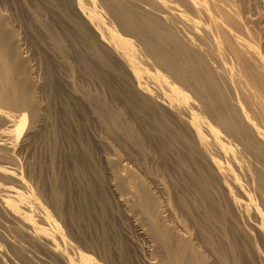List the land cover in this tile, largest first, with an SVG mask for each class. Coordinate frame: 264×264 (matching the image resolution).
Returning <instances> with one entry per match:
<instances>
[{"label":"bare ground","instance_id":"1","mask_svg":"<svg viewBox=\"0 0 264 264\" xmlns=\"http://www.w3.org/2000/svg\"><path fill=\"white\" fill-rule=\"evenodd\" d=\"M27 1L25 10L6 0L39 50L51 44L53 56L46 45L35 59L44 56L56 121L45 120L40 82L3 8L0 264H264V45L237 0ZM58 69L107 91L87 89L88 75L87 86L75 82L118 155L101 137L97 149L90 142L84 127L94 117L83 118L74 94L62 113L73 118L76 102L84 121L67 117L73 135L61 122L62 87L79 78L66 75L61 87ZM43 119L49 161L41 153L22 164L15 140L24 132L19 147L31 149ZM60 135L70 141L62 161Z\"/></svg>","mask_w":264,"mask_h":264},{"label":"rangeland","instance_id":"2","mask_svg":"<svg viewBox=\"0 0 264 264\" xmlns=\"http://www.w3.org/2000/svg\"><path fill=\"white\" fill-rule=\"evenodd\" d=\"M3 1H4L5 3H4ZM7 1L9 2V4H10V2H12V0H7ZM15 1H17V2L19 1L18 4H19V5L21 4L22 6L25 4V5H24L25 10H26V7H25V6L27 5V3H28V5H29V1H27V0H23V1H22V0H13V2H15ZM21 1H22V2H21ZM25 1H26V3H25ZM240 1H241V2H240ZM0 2H1V4H0V5H1V6H0V10H3V8H4V10L1 11V12H3V13L6 12L7 14L12 15L11 17H9V21H8V19H6V21H7V23H8L9 26L14 27L13 29H14L15 32H14V31H13V32L16 33V34H15L16 37L18 38V36L20 35L19 37L22 36L23 38H25V39L22 38L21 41H20L21 38L19 39L20 43L22 44L21 47H23L22 50H24V52H25V51H26V52H30V51H31V52H33V53H34L35 51H37V52L34 53V55H33V53H31V52H30V54L25 52V56H27V55L29 56V57H27V58L29 59V61H27V62H29L28 65H30V67H31V68H30V71H31V69L33 68V70H32L31 73H30L31 75H33L32 77H33V78H38L39 81H37V79H35V81H36L37 83L40 82L41 84H42V83L44 84V83H45V78H44V77H45V73H44L45 70H44V69H45L46 66H45V61H43L44 64H42V60H45V59L43 58L44 56H40L39 54H41V52H42V54H44V53L46 52V50L48 49V51L50 52V54L53 56V50H51L52 48H50L51 46H49V45H51V44L48 43V45H47V43H46L47 40H46V41L43 40V41H45L46 44L43 43L42 46H44V47H41V49L39 50L38 48L40 47L39 45L41 44V42H39V44H37V42L35 41L37 38H36V37H35V38L33 37V36H35L34 34H35L36 32H35L34 30H32V32H31V31H30V28H28L26 25H24V23H23V24L20 23L21 21L24 22L23 20H16L17 18H19L18 15H17V13H15V12H16V8H18L19 5H18L16 2H15V3L12 2L11 4H13V5H14V4H17V5L15 6V7H16V8H15L14 6L12 7V5H11V7H10V5L8 4V2H6V0H2V1L0 0ZM3 3H4V4H3ZM6 3H7V4H6ZM236 3H237V5H238L237 7L240 8V9L238 8V9L240 10L239 12L242 13L241 8H243L244 10H246V11H243V13H244L245 15L248 14V16H249L250 19L247 18V17H248L247 15H246L247 17H246L245 19L250 20V21H251V19H252V21H251L250 24H253V25H254V28H255V30H256V31H255V32H256V36L258 37V38H257L258 43H259L258 46H260V47L262 48V46L264 45V0H239V1L237 0ZM6 5H7V6H6ZM8 5H9V7H10L11 10L13 9V13H15L16 15H15V14L13 15L12 12L10 13V11H11L10 9L8 10L9 13H8V11H6V10L9 8ZM5 6H6V7H5ZM17 6H18V7H17ZM28 7H29V6H28ZM28 7H27V9H28ZM5 8H7V9H5ZM243 9H242V10H243ZM245 12H246V13H245ZM241 13H240V14H241ZM243 13H242V16L244 15ZM7 14H5V15H6L7 18H8V15H7ZM10 15H9V16H10ZM15 16H16V17H15ZM5 18H6V17H5ZM11 18H13V19H11ZM10 19H11V20H10ZM19 19H20V18H19ZM13 20H14V21H13ZM9 22H11L12 24H11V23L9 24ZM16 22H17V24H19V25H17ZM18 22H19V23H18ZM252 22H253V23H252ZM21 24H22V25H21ZM22 26H24V27L26 26V28L24 29V27H22ZM27 28H28V29H27ZM15 29H16V30H15ZM18 29H19V30H18ZM33 29H35V28L33 27ZM23 30H24V31H23ZM28 30L30 31V33H29ZM25 31H26V32H25ZM33 31H34V33H33ZM23 32H25L26 35H28V34L32 35L31 33H33V36H29V35H28V37H27V36L25 35V33H23ZM23 35H24L25 37H24ZM26 37L29 38V39H30L31 37H33V38H31V39H33L32 41H35L34 43H36V44H35L36 46H34V45H33V46L35 47V49L39 46V47L37 48L38 50H35L33 47H31V46H32L31 44H33V43H31V41H30L31 39H30V40H27ZM25 40H26V41H25ZM24 41H25V42H24ZM37 41H38V40H37ZM39 41H40V40H39ZM43 41H42V42H43ZM28 42H29V44L31 43L30 46H28L29 44H26V43H28ZM23 44H26L27 46H25V45H23ZM44 44H45V45H44ZM46 45H47L49 48L46 47ZM45 47H46L47 49L43 52V50L45 49ZM260 47H259V48H260ZM24 48H25V49L27 48V49L25 50ZM42 48H43V49H42ZM261 48H260V49H261ZM31 49H34V51H32ZM263 49H264V46H263ZM29 50H30V51H29ZM38 51L40 52V53L38 54V56L42 59V60H41V59H38V58H37L38 56L36 55V59H38L39 62H38V60L35 59V54L38 53ZM51 51H52V52H51ZM26 54H27V55H26ZM31 54H32V57H33L34 59L30 56ZM23 55H24V53H23ZM30 59H32V60H30ZM33 61H34V63H33ZM30 62H31L32 64H31ZM40 62H41V63H40ZM39 63H40V64H39ZM37 64H38V65H37ZM41 64H42L43 66H42ZM31 65H32V66H31ZM34 66H36V67H38V68H35ZM41 66H42V67H41ZM43 67H44V68H43ZM34 68H35V69H34ZM42 68H43V69H42ZM35 70H36V71H35ZM39 70H40V71H39ZM60 70H61V69H60ZM62 70H63L62 72H63V74L65 75V77L63 76L62 73H60L61 71H59V69H58V73L62 74V75H61V76H62V80L65 81V82H64V81H61V82H62V83L60 84L61 87L63 86L62 84L67 83V81L65 80V79H68V78H66V75H67V77H70L71 75H73L74 78H75V77H76V78H79L78 81H77V79H75V80H76V81H75L74 79H72V76H71V79H70V78H69V79H70L71 81L74 80L73 82H71V81L68 79V82L71 83V84L73 83L72 86L74 85V86H73V88H74L73 90L76 89L75 86L77 87L78 84H79V85H78V88H79V87H82V86H84V87L87 86V83H88L89 80H87V78H86L85 80H83V79H81V77H87L88 74L86 75V73H84V74L81 73V75H82V76H81V75H79L80 73H79V74H78V73H75V72H74L75 70H73V72H74L73 74L71 73L72 70H71V71H69V70L67 71V70H66V72H64L65 69H62ZM37 71H39L38 74H36ZM67 72H69V73H67ZM77 72H78V71H77ZM65 73H67V74H65ZM41 74H44V75H42L43 78H42ZM68 74H69V75H68ZM75 74H76V75H75ZM77 74H78V77H77ZM38 75H39V76H38ZM83 75H85V76H83ZM37 76H38V77H37ZM80 76H81V77H80ZM88 76L90 77V78H88V79H90L91 81H89L88 86H87L86 88L88 89V87H89V90H91V89L93 88L92 91L95 90V91H94L95 93L98 92V93H96V94H98L99 96H102L103 98L107 99V98H108L107 91L102 87L101 83H99L98 81H96V79L92 81V79H94V78H92L90 75H88ZM40 77H41V78H40ZM63 78H64V79H63ZM91 78H92V79H91ZM42 80H43L44 82H42ZM80 80H81L82 82H81ZM83 81H84V82L87 81V82H86V85H83V84H85ZM75 82H78L77 85H76ZM93 82H95V84H94ZM96 82H97V83H96ZM40 83H39V84H36V87H37V86L39 87V88L37 87L38 89L35 88V89H36V94H38V93L41 92V95H42V94H43V95L41 96V95L39 94V95H37V98L39 99V98L42 97L41 100L39 99L40 101H39V100H38V101H39L40 106H42V107L44 108V117H45V120L48 121V120H51V118H52L53 121H50V122H52V123L50 124V126H51V125L53 124V122L56 121V120H55L56 118L53 119V115H50V114H49V113H50V108H49V104H48V101H47V99H48L47 96H49V95L46 94L48 88H47V90H46V89L43 87V84H42L43 89H40V88H41V86H40L41 84H40ZM74 83H75V84H74ZM98 83H99V84H98ZM71 84L68 85L69 88L72 87ZM80 84H81V85H80ZM66 85H67V84H66ZM66 85H64V86L62 87V89H63L64 87H66V88L63 89V92H64V93L62 92L63 96L61 95V96H62V97H61V100H60L61 103H58V104H57V107H58L59 109H61V110H60V111H61L60 113H61V116H62V117H61V122L63 121V123H65V125L62 124V123H61V125H64V126L66 127V126L68 125V123H70V122H71L70 124L76 125L77 121H78V122H82V120H83V119H82V116H83V118L86 117L87 120H88L89 117H90L89 119H91V116H93V117H94V118H92L93 121H92V120H89V123H90V124L87 123V124L89 125V130H90V131H88V129H87L88 127H86V126H88V125H86V126L84 127V129H85L84 131H85V133H86L85 135H86L87 137L89 136V137H88L89 140L92 139V140H90V142H93V139L95 140V142L92 143V144H93V145H94V144L96 145V146L94 145V146L96 147V149L99 148V146H97V144H98L97 141L100 142V141H103V139H104V141H103L104 143H103V144L106 145V143H107V145H108V148H107V146L104 147V148H105V149H108V152H109V153H111V152H112V153H113V152L116 153V152L118 151V148H117L118 146H117L116 144H114L115 142L111 141L112 139L109 137L110 135L107 133V131H106V129H105V126H104L103 122H102L100 119H98V117L95 119V114L90 110L89 107L85 106V104L87 105V103H86L85 101H83V102L81 101L82 97H76V96H75V94H76L77 96L79 95V93H80V89L78 90L79 92H78L77 89H76V90L73 91V93H72V91H71L72 88H71V90H70ZM39 90H40V92H38ZM66 90H67V91H66ZM69 90H70V92H69ZM43 91H44V92H43ZM37 92H38V93H37ZM42 92H43V93H42ZM45 92H46V93H45ZM44 93H45L46 97H45ZM69 94H70V97H72V96H73L72 94H74V96H75L77 99H76L75 97H73V98L76 99V100H78L77 103L80 101L81 103L79 102L78 104H79V105H80V104H83V105H82L83 107L85 106L84 109H83V107H81V108L83 109V110H81V111H82L81 113H83V115H82V114L80 113V111H79V110H80V109H79L80 106L77 104V105L79 106V108H77L78 106L76 105V102H75L76 100L73 101V103H74V102H75V103L72 104L71 107L73 108L74 106H76V107H75L76 110L72 109V111L74 110L73 113H72V114L74 115L73 118H72V117H71V118L69 117V116H71V115L67 116V117H68V121H70V122L67 121V117L64 115V114H65V113H64V110H63L64 107H60V106H64L63 102L66 101V100H68V99L70 98V97H69ZM80 94H81V93H80ZM71 95H72V96H71ZM38 96H41V97H38ZM43 96H44L45 99L47 98L46 101H45V99H43ZM79 96H80V95H79ZM63 98H64V99H63ZM78 98H81V99L79 100ZM42 99H43V100H42ZM44 101H45V102H44ZM46 102H47V103H46ZM84 102H85V103H84ZM115 103H116V101H115ZM117 103H118V102H117ZM117 103H116L115 105H118V104H119V103H118V104H117ZM44 106H45V107H44ZM118 107H119V106H118ZM87 108L89 109V111L86 110ZM84 110H85V111H84ZM48 111H49V113H48ZM62 111H63L64 114L62 113ZM76 111H77L78 113H77ZM87 111H88V112H87ZM90 112H91V113H90ZM74 113H75V114H79V115H78V118L82 115L81 118L78 119L77 116H76ZM80 114H81V115H80ZM91 114H92V115H91ZM93 114H94V115H93ZM46 115H47V116L50 115L49 117H51V116H52V117H51V118L48 117V118H49V119H48V118L46 117ZM84 115H85V117H84ZM75 116H76V117H75ZM46 118H47V119H46ZM62 118H63V119H62ZM65 118H66V119H65ZM69 118H70L72 121L69 120ZM80 119H81V120H80ZM94 119H95L96 121H95ZM43 120H44V119H43ZM45 120L42 121V122H45ZM65 120H66V121H65ZM83 121H84V120H83ZM67 122H68V123H67ZM87 122H88V121H87ZM27 123H28V122H27ZM27 123H26V124H27ZM48 123H49V121H48ZM48 123H47V125H48ZM74 123H75V124H74ZM92 123H93V124H92ZM66 124H67V125H66ZM70 124H69V126L71 127L70 129H72V127H74V126H72V125H70ZM78 124H79V123H78ZM85 124H86V123H85ZM98 124H99V126H98ZM47 125H46V122L44 123V125H43V123H42V127H43V128L41 127V130H42V131L40 130V131L38 132L40 135L37 133V134H36V137H35V139H34V142H35L36 144H35L33 141H32V143H31V142L29 143V144L31 145V146L29 145V147H31V149L28 147V145H27V147H28L29 149H27L26 147H25L26 149H25V148H20V147H19V146H21V143H20V142L18 143V141H19V139H21V138L23 139V137H24V132H23V135L20 136L21 138L18 137V140H17V139L15 140L14 149H15V151L17 150L16 153H17V155H18V157H19L20 162L22 161V162H21L22 164L27 163V161H28V162H31L32 164H34V163H33L34 160H37V159L39 160L40 158L43 157L44 154H45V155L47 154L46 152H49V151H50L51 148L48 149V150H47V148L52 147L53 145H52V143L50 142L51 140H50V138H49L50 135H49V132H48L50 126L48 125V127H49V128H48ZM94 125H95V126H94ZM102 125H103L104 128L102 127ZM27 126H28V124H27ZM45 126H46L47 128H46ZM100 126H101V127H100ZM45 128H46V129H45ZM66 128H68V130H69L68 132H70L69 127L67 126ZM90 128H91V129H90ZM47 129H48V130H47ZM61 129H62V131L65 130V128H63V126L61 127ZM73 130H74V129H72L71 134H72ZM65 131H66V132H65ZM65 131L63 132L62 136H63L65 133H67V130H65ZM74 132H75V130H74ZM74 132H73V134H74ZM87 132H89V133L87 134ZM106 133H107V134H106ZM73 134H72V135H73ZM37 135H38V136H37ZM67 135H68V133H67L66 135H64L63 137L65 138V136H67ZM39 136H40V137H39ZM69 136H70V133H69V135L66 137V139H69V140H70V137H69ZM107 136H108V137H107ZM37 137H39L40 139L38 138V140H36ZM59 137H60V140H59V138H58V142L60 141L61 144H60V142H59L58 145L60 144V147H61V148L58 147L59 151L56 150L57 152H55V155H56V156L58 155V156H57V160H58L59 153H61V154H60L61 156L59 157V160L62 161V159H60V158H63L64 154H65V153H66V154L68 153V152H65V150H69V152H70V149H68V147L70 146V145H69V144H70V141L67 140V141L69 142V143H68V142H66V140L63 139V137H61V135H60ZM68 137H69V138H68ZM96 137H97V138H98V137H101V138H103V139H101V138H98V139H97ZM96 139H97V141H96ZM110 139H111V140H110ZM35 140H36L38 143H37ZM63 140H64V141H63ZM105 140H107V141L105 142ZM21 142H22V140H21ZM108 142H109L110 144H108ZM17 144H18V145H17ZM34 144H35V145H34ZM67 144H68V147H67ZM48 145H51V146L48 147ZM99 145L101 146V143H99ZM109 145H110V146H109ZM111 145H112V146H111ZM16 147H17V149H16ZM109 147H111L112 149H115V150L112 151V150H110ZM52 148H53V147H52ZM69 148H70V147H69ZM102 148H103V146L100 147V149H98V150H99L101 153H104V152H105V149L103 148V149H104V150H103ZM52 150H53V149H51V151H52ZM60 150H62V152H61ZM98 150H97V151H98ZM101 150H103L104 152H102ZM119 150H120V149H119ZM54 151H55V150H54ZM115 151H116V152H115ZM58 152H59V153H58ZM106 152H107V151H106ZM106 152H105V153H106ZM119 152L121 153V151H119ZM36 153H37V154H40V156H41L42 154H43V155H42L41 157L39 156V158H37L38 155H37ZM41 153H42V154H41ZM57 153H58V154H57ZM62 153H63V154H62ZM101 153H99V154L97 153V155L99 156ZM35 154H36L37 156H36ZM66 154H65V155H66ZM45 155H44V158L47 157L45 160L48 162L49 160H47V159H49V153L47 154L48 156H47V155L45 156ZM101 155H102V154H101ZM101 155H100V156H101ZM116 155H118V154L116 153ZM119 155H122V154H119ZM35 156H36V157H35ZM33 159H34V160H33ZM25 160H26V161H25ZM41 160L43 161V159H41ZM46 161L43 162L44 166H45V164H46ZM23 162H24V163H23ZM35 162H37V161H35ZM57 162H58V161H57ZM59 163H60V161H59ZM48 164H49V165H48ZM131 165H132V163H131ZM49 166H50V163H47V167H48V168H47L46 166H45V167L42 166V169H41V170H43V169L46 168L45 170L41 171V173H42V172H43V173L41 174L42 177H41V180H40V181L43 182V183L47 181V180L45 181L44 179H45V177L48 178V175H49V172H50V171H48L47 169L50 170V167H49ZM131 167H133V165H132ZM133 168H134V167H133ZM46 171H48V172L46 173ZM47 174H48V175H47ZM43 176H44V177H43ZM43 178H44V179H43ZM38 179H40V177H38ZM42 180H43V181H42ZM40 181H39V182H40ZM135 236H136V235L134 234V236H131V237H132L133 239L135 238V240L137 241V237H135ZM140 241H141V240H138V243H141Z\"/></svg>","mask_w":264,"mask_h":264}]
</instances>
